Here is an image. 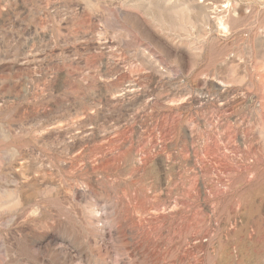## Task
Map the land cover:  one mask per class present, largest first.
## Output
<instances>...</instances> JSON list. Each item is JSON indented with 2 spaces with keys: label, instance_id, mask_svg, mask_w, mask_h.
Listing matches in <instances>:
<instances>
[{
  "label": "rangeland",
  "instance_id": "rangeland-1",
  "mask_svg": "<svg viewBox=\"0 0 264 264\" xmlns=\"http://www.w3.org/2000/svg\"><path fill=\"white\" fill-rule=\"evenodd\" d=\"M0 264H264V0H0Z\"/></svg>",
  "mask_w": 264,
  "mask_h": 264
}]
</instances>
